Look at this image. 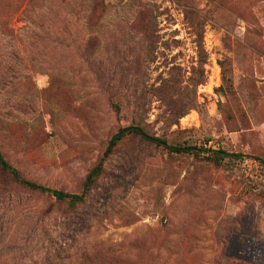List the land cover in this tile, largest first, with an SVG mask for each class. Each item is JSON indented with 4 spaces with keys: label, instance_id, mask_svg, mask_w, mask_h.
<instances>
[{
    "label": "rangeland",
    "instance_id": "1",
    "mask_svg": "<svg viewBox=\"0 0 264 264\" xmlns=\"http://www.w3.org/2000/svg\"><path fill=\"white\" fill-rule=\"evenodd\" d=\"M99 1L0 0L3 158L71 194L101 162L75 205L0 170V264H264V0ZM132 124L243 157L127 137L103 159Z\"/></svg>",
    "mask_w": 264,
    "mask_h": 264
},
{
    "label": "trees",
    "instance_id": "2",
    "mask_svg": "<svg viewBox=\"0 0 264 264\" xmlns=\"http://www.w3.org/2000/svg\"><path fill=\"white\" fill-rule=\"evenodd\" d=\"M31 0H23L24 2ZM96 1V4H100L99 0ZM101 5V4H100ZM104 12L103 8L96 9L92 7L89 11H87L85 18V30L87 31V36L84 42L87 45L98 43L101 34L99 33V26L97 20L102 16ZM95 20V22H93ZM156 30L151 24L144 23L142 26V30L138 33L141 37L150 40V38H154ZM127 137H136L143 142L150 143L155 147L162 148L166 150L170 154H184L189 155L194 158L200 157L202 154L206 155L205 159L210 161L215 165H219L225 159H241L243 156L241 154L229 153L224 150L218 149H205L202 147H198L195 145H172L167 143L164 139H161L157 136L150 135L147 133L142 127L139 125H128L118 129L109 139L106 149L103 153V159L106 158L111 151L125 138ZM260 165L264 168V160L260 158H254ZM0 170L5 172L10 178L18 185L27 190L37 192L40 194H46L58 201H65L71 205H75L81 203L84 198L86 191L90 188V186L94 183L101 172V162H99L94 168H92L88 174L86 175L83 191L80 194H71L64 192L62 190L51 189L46 186L40 185L34 181L27 180L23 178L20 173L12 167L2 156L0 152Z\"/></svg>",
    "mask_w": 264,
    "mask_h": 264
}]
</instances>
